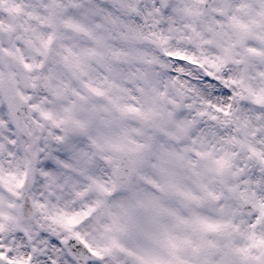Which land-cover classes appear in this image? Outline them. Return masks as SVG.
<instances>
[{
	"label": "snow or ice",
	"instance_id": "obj_1",
	"mask_svg": "<svg viewBox=\"0 0 264 264\" xmlns=\"http://www.w3.org/2000/svg\"><path fill=\"white\" fill-rule=\"evenodd\" d=\"M0 264H264V0H0Z\"/></svg>",
	"mask_w": 264,
	"mask_h": 264
}]
</instances>
